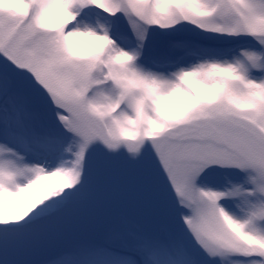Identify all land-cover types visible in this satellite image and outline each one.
I'll return each mask as SVG.
<instances>
[{
    "label": "snow or ice",
    "instance_id": "1",
    "mask_svg": "<svg viewBox=\"0 0 264 264\" xmlns=\"http://www.w3.org/2000/svg\"><path fill=\"white\" fill-rule=\"evenodd\" d=\"M0 264H264V0H0Z\"/></svg>",
    "mask_w": 264,
    "mask_h": 264
},
{
    "label": "rangeland",
    "instance_id": "2",
    "mask_svg": "<svg viewBox=\"0 0 264 264\" xmlns=\"http://www.w3.org/2000/svg\"><path fill=\"white\" fill-rule=\"evenodd\" d=\"M61 242H62V241H61ZM72 242H73V241H72L71 239H68V240L66 241V243H64V246L58 248V250L61 249V248H65V247L70 246ZM45 252H46V249L43 250V251H42V252H41L36 258H37V259H40V260H50V259H54L55 256H56V253H57V251H56L51 257H47V258H45V257H44Z\"/></svg>",
    "mask_w": 264,
    "mask_h": 264
}]
</instances>
